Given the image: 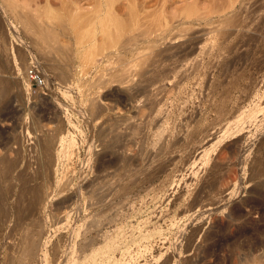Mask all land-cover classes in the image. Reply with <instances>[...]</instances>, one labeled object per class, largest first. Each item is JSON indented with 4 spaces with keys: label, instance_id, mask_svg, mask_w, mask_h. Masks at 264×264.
<instances>
[{
    "label": "rangeland",
    "instance_id": "1",
    "mask_svg": "<svg viewBox=\"0 0 264 264\" xmlns=\"http://www.w3.org/2000/svg\"><path fill=\"white\" fill-rule=\"evenodd\" d=\"M5 1L0 160L18 167H0V264H245L251 222L262 239L252 253L264 257L248 177L264 155V0H144L142 26L119 41L147 32L169 52L139 91L96 78L121 59L114 49L90 63L66 29L60 57L21 24L49 27L44 14L62 0Z\"/></svg>",
    "mask_w": 264,
    "mask_h": 264
},
{
    "label": "bare ground",
    "instance_id": "2",
    "mask_svg": "<svg viewBox=\"0 0 264 264\" xmlns=\"http://www.w3.org/2000/svg\"><path fill=\"white\" fill-rule=\"evenodd\" d=\"M6 1H9V0H6ZM45 1H44V3L47 4L48 0H45ZM118 1L120 2V0H92V3H94L93 4V10L90 11V12H86V13H83L82 10H81L82 7H80L81 5L79 4V2H82L81 0H62V1H59V2H61L60 3L61 5H59L58 7L56 5V7L54 8L55 9L54 11L53 10L52 11L48 10L49 9L48 8L46 10L47 12H45V14H44L46 16H49L48 18L47 17L46 18L50 20V21H48V22H50V26L49 27L52 28V29L50 28V30L48 32H46V30L49 29V27H48V25L47 26L45 25V22L44 23L42 22L41 24H37V22L34 23L33 18L30 19L29 17L25 16V18L21 19V24L27 30H29V32L31 31V32H33L35 34L36 38L41 43V47H45L46 49H48L50 51H53L52 53L49 52L50 54H53V53H56L57 55L59 54L60 57L63 56V54H66V53H64V51L62 49L63 47L62 48L58 47V44H57L56 41H57V39H59V38H57L58 36L59 37H60V35L63 36V33H64V36L68 35L69 32H67L66 29L69 30L73 34V36H75V35L78 36V38L75 36V38L78 39V43L75 45V42H74V45L77 48V50L79 48H83L84 43H86L85 45H87V46H85L84 49H86L87 47L88 48L86 49V51L83 50L85 52L83 53V51H82V53H83V55L85 53H87L88 59H89V57L91 58V59H89L90 63H91V61L94 62V60H92V59H94L93 57H95L96 55L102 54V51H106V50H109V49H114L118 54L122 55V57H120L121 59L119 60L117 56H116L117 58H114L115 60L111 59L112 62H110V60H108V59H105L107 61L104 62V63H106V64H104L105 67H106V68L104 67V70H105V72L103 71L104 75H103V72L101 73V70H100L101 75L98 72V74L100 76H98L96 78H100V77H101L100 79H102V77H110L111 78V76H113L114 79L115 78H118V79H116L117 81H115L114 79L111 78L110 80L112 82H117V83H120L121 85H125L126 84V86L128 85L126 87V90H128V91H133V90L139 91V90L144 89V87H145L144 84H145L146 80L148 78L154 76L155 72L159 68L160 62L168 54L169 48H166L165 46H163V47L160 46L159 47L157 45L156 40H154L155 37H152L154 39H152V38L149 39L148 36L149 35L151 36V34L148 35L147 32L146 33H140L139 32L138 34H131L130 37L128 36L129 38H126L127 39L125 41L126 44H124V42H122V44H121V42L119 41L120 37H122L124 35H128L130 33H133L134 31L137 30V28H139V26L140 27L142 26L140 24V20L144 19V17H142V19H141L140 16H143L144 13L146 12L145 11L146 10L145 9L146 8L145 4L147 2H145L144 0H125L126 1V5L124 4V6H125L124 9L126 10V12L122 13V11H120L121 9H117L118 7L121 8L120 7L121 6L120 5L121 2L118 5ZM89 2H91V0ZM150 2H151V0H150ZM157 3H159V2H157ZM8 5H7L8 7H12V4L8 3ZM156 5H158V4H156ZM160 8H162V6ZM143 10L145 11L144 13L142 12ZM119 12H121V13H119ZM37 13H39V12H37ZM186 13H188V12H186ZM186 13H184V15ZM188 14H186V15H188ZM160 15H161L160 17L162 19L159 16H158L157 19H160L158 21H160V25L162 27V26L166 25V21H165L166 19H165L164 16H162L163 14H160ZM149 16H151V15H149ZM155 17H156V15H155ZM155 17L153 18L154 19L153 21L156 20ZM146 18H148V17H146ZM185 18H186V16H185ZM153 21H150V22H152V23H150L151 25L154 24ZM186 21H187V19H186ZM156 22H157V20H156ZM66 25H68V26H66ZM154 25H152V26H154ZM227 26L228 25L225 24V26L223 28H226ZM63 31H66L67 33L63 32ZM165 33H166L165 29L160 31V34L158 35L159 39H160L159 41H163L165 39ZM97 34L98 35L100 34L99 36L102 39L101 40L102 41V43H101L102 45H100L99 41H98L99 44L98 43H97V45L95 44L97 39H96V41H94V38H96L95 36H97ZM189 38H190V36L187 35V32L185 33V30L183 32H180L176 36V40L177 41H179V39L183 40V41H179V42H181V44L178 42L179 46H184L188 42L187 40ZM119 42H120V46L117 47V44ZM81 43H83V44H81ZM123 44H124V46H123ZM159 45H160V42H159ZM2 46H5V45H2ZM46 49H45V51H46ZM69 49H70V47L68 49H66V50L64 49V50L69 52L70 51ZM99 52H101V53H99ZM82 53H81V55L80 54L78 55L80 58H82ZM96 53H98V54H96ZM76 54H78V53L76 52ZM3 55H4V53H3ZM110 55L111 54H108L109 57H110ZM108 56H106V57L108 58ZM6 57H4V58H6ZM50 57H51V55H50ZM84 57H86V55ZM4 58H2V59H4ZM54 58H57V57H54ZM67 58H68V56H67ZM4 61H5V59H4ZM4 61H3V63L5 64ZM82 61H83V58H82ZM60 62H64V61H60ZM18 67L22 68L21 65L20 66L17 65L16 69ZM54 67H53L54 70H56L58 68L57 65H56L57 68L56 67L54 68ZM80 67H82V66H80ZM4 68L5 67L0 65V75H2V73L4 71ZM50 69H52V67ZM17 71H18V69H17ZM105 73H106V75H105ZM103 79H102V82L98 79L99 83L101 82L103 84L104 83ZM133 81H134V83L132 84ZM3 82H4V79H3L2 76H0V84L3 83ZM101 83H100V85H102ZM106 83H108V82H106ZM106 83H104V84L106 85ZM130 84H132V85H130ZM5 91H6V87L2 88V90H0V99L3 97ZM101 110L102 109H100V112H101ZM30 118H31V116L28 119H30ZM30 120H32V118ZM26 123H27V121H26ZM28 124H29V122L27 123V125ZM29 125L31 126V124H29ZM23 139H25V137ZM46 139H47L46 143H49V142L53 143V140H54L53 138H46ZM16 144L22 148L23 144H25V143H22V139L19 136L18 138H16ZM26 146H28V145H26ZM33 146H34V144H33ZM30 147H29V149H30ZM31 149L32 150H30V152H33V153H34V151L42 152L41 151L42 146H40V144H35V146L33 148H31ZM19 151H20V149H19ZM27 151L29 153V150H26V152ZM34 154H33V156L36 155V154L35 155ZM30 155L32 156V154H30ZM37 155H38V153H37ZM48 160L51 162V164H52V162H54L53 164L55 165L56 161H53L52 158H49ZM255 160L256 161L254 163L253 162L250 163V164L253 163L252 166L249 164L250 168H249V174H248L249 176L248 177H249V182L252 183L251 192L253 191L252 194H254V193L257 194L258 200L252 199V202H250V203L252 205H254V206H258V209H259L260 213H264V212H262V210H264V209H262V208H264V155L260 156L258 159H255ZM42 162H43V160H42ZM0 167H2L7 173H10V172H13V171L16 170V168L18 167V163L16 162V159L13 160V161H11V160L8 161L6 159H1L0 160ZM249 201L250 200H248V202ZM249 207H252V206H249ZM258 215L261 216V214H258ZM262 216H264V215H262ZM260 218H262V217H259V220H260ZM262 219H264V218H262ZM262 221H264V220H262ZM262 223H264V222H262ZM254 224H252V222H251L250 229L248 230L249 231L248 234L250 236V241H249L250 242V246L248 245L250 248L248 247L249 248L248 250L250 251V253L248 255L249 259L247 258L249 262L247 263V260L245 261L247 264H249V263L250 264H256L257 263L258 264L260 262V260L262 258H264V257H261L259 254L258 255L260 257L258 255L255 256V254L252 253L254 251L253 249L256 247L255 244L258 243V242L260 243L262 241V239H259V241L256 242V240H255V238L253 236V235H257L259 230H260V229H258L257 226H254ZM255 225H258V224H255ZM255 227H257V228H255ZM261 227H264V226H259V228H261ZM256 229H258L257 230L258 232L255 231ZM261 230H264V229H261ZM253 231H254V233L257 232V234H252ZM260 232H261V234H264V232H262V231H260ZM257 238L258 237H256V239ZM253 239L255 240L256 243H253L254 242ZM261 245H264V244H261ZM253 246H255V247L253 248ZM259 247H262V246H259ZM261 263H262V261H261ZM261 263H259V264H261Z\"/></svg>",
    "mask_w": 264,
    "mask_h": 264
},
{
    "label": "built area",
    "instance_id": "3",
    "mask_svg": "<svg viewBox=\"0 0 264 264\" xmlns=\"http://www.w3.org/2000/svg\"><path fill=\"white\" fill-rule=\"evenodd\" d=\"M32 80H37V77L33 76V77H32Z\"/></svg>",
    "mask_w": 264,
    "mask_h": 264
}]
</instances>
